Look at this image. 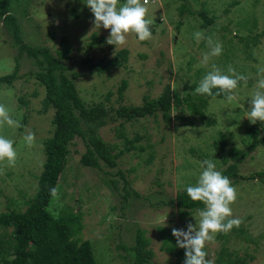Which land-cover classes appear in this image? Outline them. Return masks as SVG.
Here are the masks:
<instances>
[{
	"label": "rangeland",
	"instance_id": "obj_1",
	"mask_svg": "<svg viewBox=\"0 0 264 264\" xmlns=\"http://www.w3.org/2000/svg\"><path fill=\"white\" fill-rule=\"evenodd\" d=\"M85 3L13 0L10 12L23 44L48 48L52 54L65 51L60 61L64 74L78 73L74 83L87 107L102 104L112 114L123 105H141L144 96L158 98L168 84L179 96L197 94L195 89L213 63L225 74L231 65L249 77L246 86L241 81L234 90L235 100H208L205 119L181 108L172 109L169 124L158 114L131 122L113 121L99 128L98 135L113 147V153L124 152L114 168L102 162L97 169L82 166L85 146L76 138L47 208L54 217L67 213L81 216L80 231L73 238L91 243L96 264H132L137 230L143 231L154 254L149 264H184L185 250L176 247L172 228L186 230L187 224L195 225L199 217L197 210L180 212L175 196L196 184L204 159L213 160L218 170H224L232 161L230 149H245L247 130L253 125L246 117L249 102L259 70L264 68V0H148L145 18L153 21L152 38L140 41L135 33H128L127 42L117 47L106 43L110 29L94 28V16ZM200 11L216 17L213 26H202ZM197 31L223 45L222 54L212 57L207 65L201 63L209 51L207 41H197ZM91 35L100 43L86 52ZM14 43L12 33L0 21V77L14 68L19 52ZM121 50L127 51L125 60L117 57V64H110ZM87 57L91 61L83 62ZM92 63L102 64L105 70H91ZM18 66L17 79L0 88V103L22 125L0 127V135L14 141L17 152L14 167L8 166L6 159L0 161V213L25 210L45 160L43 141L53 132V109L42 111L44 89L34 78L38 68L25 54H20ZM123 80L127 87L119 99ZM20 98L25 104L18 101ZM261 124L260 136H264ZM117 129L127 139L140 136L132 151H124L125 138L117 136ZM26 130L35 133L31 146L23 139ZM220 141L223 145L218 148L215 144ZM223 159L227 160L224 164ZM238 173L254 177L238 183L230 179L237 190V199L230 205L232 218L242 221L244 233L230 230L224 238L222 232L217 233L204 250L214 264H219L222 253L223 259L231 262L239 259L244 264H264V148L248 153ZM0 233L11 240L13 230L0 229Z\"/></svg>",
	"mask_w": 264,
	"mask_h": 264
},
{
	"label": "trees",
	"instance_id": "obj_2",
	"mask_svg": "<svg viewBox=\"0 0 264 264\" xmlns=\"http://www.w3.org/2000/svg\"><path fill=\"white\" fill-rule=\"evenodd\" d=\"M12 1L0 0V21L6 30L12 33L15 42L12 46L17 44L19 52L14 58L15 65L12 72L0 77V88L11 86L17 79L20 54H25L29 59H32L33 64L38 68L34 78L44 89L42 111L47 112L48 109H53L51 119L53 132L49 139L43 141L45 160L41 173L36 177L34 193L31 198L25 201V210L0 213V229L12 228L13 230V234H10L11 240L7 239L5 233H0V262L1 264H96L91 243L73 238L80 231L81 216L67 213L54 217L47 209L53 196L51 189L57 188L60 176L67 166L69 146L76 138L83 142L85 153L82 154L80 162L84 167L97 169L102 162L107 167L114 168L117 165L118 157L124 152L113 153V147L98 135L99 128L113 121L131 122L146 117L155 118L158 114L164 123L169 124L172 109L181 108H185L202 120L205 119L203 110L208 100L212 98L225 99V96L223 94L211 97L200 94L179 96L168 84L163 88L158 98L150 99L144 96L141 105H123L114 110L112 114L111 110H107L102 104L87 107L80 100L74 83L78 73L72 72L69 76L64 74L65 68L60 61L65 58V51H57L56 54H52L48 48H32L22 43L16 18L10 12ZM120 2L125 3L126 0H120ZM198 17L202 19L204 28L213 26L216 20V17H209L204 11L198 12ZM150 28L154 33V26L151 25ZM96 43H100L99 40L91 35V41L85 48L86 52L92 50ZM126 53V50L118 52L110 64H117V57L125 60ZM90 61L87 57L83 62L89 63ZM89 68L96 72L105 70V66L99 63H92ZM126 87L127 82L123 80L118 90L119 99L122 98ZM18 101L25 104L21 98ZM111 115L113 116L111 117ZM206 124L209 125L208 121ZM261 126V122L257 121L247 130L245 149L232 147L229 151L232 161L221 171L223 175L232 179L233 183L254 179L253 176L245 178L238 171L239 165L248 153L259 147L264 148V136H260ZM117 136L125 138V152L132 151L133 144L140 139L138 135H135L133 139H127L122 132H118ZM222 145V141L215 144L218 148ZM140 150L143 149L140 148ZM151 157L150 154V159ZM226 162L227 160L223 159L222 163ZM257 176H260L259 173ZM127 196L126 192L125 198ZM174 204L180 212L187 214L205 207L202 202L192 201L186 190L176 194ZM231 231L239 235L244 233L240 226H234ZM220 235L223 238L226 237L223 232ZM148 245L143 231L137 230L135 245L132 248V264L150 263L154 254ZM222 255L218 260L219 264H244L239 259L233 260L234 262L224 260Z\"/></svg>",
	"mask_w": 264,
	"mask_h": 264
},
{
	"label": "clouds",
	"instance_id": "obj_3",
	"mask_svg": "<svg viewBox=\"0 0 264 264\" xmlns=\"http://www.w3.org/2000/svg\"><path fill=\"white\" fill-rule=\"evenodd\" d=\"M85 4L94 16V28L110 29V35L106 39L107 44L116 47L124 45L128 33H135L140 41L152 38L150 26L153 21L145 18L148 12L146 7L148 0H126L123 4H120V0H86ZM194 36L197 41L204 39L207 41L209 51L203 54L202 64L207 65L212 57L222 54L221 42L214 41L211 36L206 37L202 31L195 32ZM258 77L246 115L252 124L257 121L264 123V68L259 70ZM248 79V76L237 73L231 65L228 66L225 74L213 63L211 70L203 76L195 91L197 94L209 97L223 94L226 100L231 102L236 99L234 90L241 81L246 86ZM5 124L13 128L22 127L19 120L12 118L6 105L0 103V127ZM23 139L28 146H31L35 141V133L26 130ZM13 143L11 139L0 135V161L6 159L10 167H14L17 160ZM201 168L196 184L186 188V193L192 201H199L205 205L203 209L197 210L199 220L195 225L188 223L186 230L172 228L176 247L185 250L184 264H214L204 250L206 242L212 241L217 233H227L234 226L239 227L242 222L239 218H232L230 205L237 199V190L230 178L223 175L211 159H204ZM56 192L55 188L51 189L53 195Z\"/></svg>",
	"mask_w": 264,
	"mask_h": 264
},
{
	"label": "built area",
	"instance_id": "obj_4",
	"mask_svg": "<svg viewBox=\"0 0 264 264\" xmlns=\"http://www.w3.org/2000/svg\"><path fill=\"white\" fill-rule=\"evenodd\" d=\"M143 2V1H142Z\"/></svg>",
	"mask_w": 264,
	"mask_h": 264
}]
</instances>
